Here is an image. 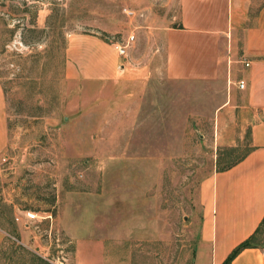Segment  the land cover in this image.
<instances>
[{"label": "rangeland", "instance_id": "374dc122", "mask_svg": "<svg viewBox=\"0 0 264 264\" xmlns=\"http://www.w3.org/2000/svg\"><path fill=\"white\" fill-rule=\"evenodd\" d=\"M178 12L179 0H0V261L192 264L199 183L249 149V132L216 142L238 119L218 112L223 81L164 78L160 34ZM79 32L117 40L149 80L66 77Z\"/></svg>", "mask_w": 264, "mask_h": 264}, {"label": "crops", "instance_id": "0c3cea01", "mask_svg": "<svg viewBox=\"0 0 264 264\" xmlns=\"http://www.w3.org/2000/svg\"><path fill=\"white\" fill-rule=\"evenodd\" d=\"M160 35L165 50V79L197 84L223 81L225 97L218 112L234 110L238 119L219 136L215 132L216 142L233 146L234 129H240L236 138L242 139L248 128V152L235 164L215 169L198 187V242L192 264H223L264 217V2L179 0L177 24L167 26ZM238 37L241 47L236 52ZM115 43L119 42L97 32L69 35L65 47L66 77L146 83L148 75L141 71L131 73ZM240 80L243 88L237 85ZM2 113L0 91V144L6 133ZM14 215L18 224L23 221L16 212ZM6 228L0 224V243L5 239ZM255 240L254 246L243 248L229 264H264V231Z\"/></svg>", "mask_w": 264, "mask_h": 264}, {"label": "trees", "instance_id": "16d2710c", "mask_svg": "<svg viewBox=\"0 0 264 264\" xmlns=\"http://www.w3.org/2000/svg\"><path fill=\"white\" fill-rule=\"evenodd\" d=\"M103 37H107L108 35L106 33H102L101 34ZM237 147H228L225 151L227 155H232V153L234 151H236ZM248 152L245 151L243 152L241 155L239 156H234L231 157L228 162H226L225 164L219 166L217 169L221 170L224 168H227L233 164H235L237 161H239L246 153ZM264 231V217L262 219V221L260 222L259 226L257 227V229L254 231V233L248 237L247 239H245L244 241H242L240 244H238L230 253L229 255L226 257V259L224 260L223 264H229L231 259L236 256V254H238L243 248L245 247H250V246H254L256 244V237L258 234H261ZM30 254V259L31 261H29L30 264H47L46 260H44L41 257L36 256L33 253H28Z\"/></svg>", "mask_w": 264, "mask_h": 264}, {"label": "built area", "instance_id": "2783aa9c", "mask_svg": "<svg viewBox=\"0 0 264 264\" xmlns=\"http://www.w3.org/2000/svg\"><path fill=\"white\" fill-rule=\"evenodd\" d=\"M114 45H115V48H116L118 54L121 56H124L125 55V46L120 44V43H115ZM246 65H247V63H246ZM237 85L239 88H243L244 82L242 80H240V81H238ZM27 216H28V218H35V216H37V215L34 213L28 212ZM263 255H264V251H263Z\"/></svg>", "mask_w": 264, "mask_h": 264}]
</instances>
